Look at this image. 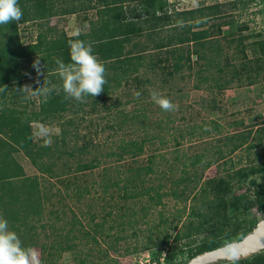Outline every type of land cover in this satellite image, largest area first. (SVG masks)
Returning <instances> with one entry per match:
<instances>
[{
  "label": "trees",
  "instance_id": "1",
  "mask_svg": "<svg viewBox=\"0 0 264 264\" xmlns=\"http://www.w3.org/2000/svg\"><path fill=\"white\" fill-rule=\"evenodd\" d=\"M72 1L75 4L60 6L55 4V0H18V6L23 12L22 19L8 25H0V88L4 89L0 91V216L7 219L9 228L17 233L24 246L39 248L40 264H55L62 251L74 252L72 257L76 264H85L86 260L89 261V257L93 255L91 252L101 255L99 264H119L108 251H117V241L128 235L125 232L127 229L131 230L130 233L135 237L134 228L138 221L133 217L135 216L133 200L128 199L147 194L150 203L159 204L160 197L165 193L158 192L159 183L156 187L149 183V175L154 172L153 155L151 154L144 164H140L137 159L143 153L145 139H121L116 144L114 140L109 139L111 145L105 146L109 143L106 142L108 138L102 139V143H99L93 140L91 133L106 131L107 134H115L118 131L123 133L124 129L129 130L132 127L133 130L137 129L132 121L139 118V113L130 108L125 109L123 105L147 97L149 89L157 84L155 80L160 76L162 81L166 82L183 69H192L198 60L203 62L192 71L193 77L197 81L211 79L214 81L212 86L217 89L226 87L233 80L246 84L257 80L264 81V39L250 41L251 45L257 44L259 50L257 54L253 53L252 57L246 58L238 67H233L228 73L218 76L217 73L223 70L214 63L211 55L206 54L212 49L215 53V48L211 45V34L207 27H203L209 19L220 15L218 3L167 11L161 8V5L156 6L155 0ZM90 9L94 11V18H88L86 29L78 30L81 33L79 37L75 35L77 31L66 34L64 30L54 29L48 24L52 16L74 14ZM25 21H36L39 30L32 41L22 43L17 34V24ZM228 29L233 28L228 26ZM75 38L90 42L93 53L106 68L107 82L104 91L98 96H86L83 102L66 98L61 81L55 74L57 59L65 63L70 62L68 40ZM242 38L241 35L237 36L236 43H240ZM36 59L40 60L42 74L33 68ZM209 67L215 68L217 72L215 74L220 81L213 74L201 76L202 71ZM154 77L156 79L151 82ZM25 79L31 84L32 89L27 92L18 91ZM41 84L54 86V90L47 97L32 95ZM128 85L132 86L134 92L125 91V100L122 102L116 91ZM208 86L211 88V84ZM193 87L197 88V83ZM178 90L179 88H175V91ZM136 92L141 93L139 98L135 96ZM213 101L214 98L211 97L207 105L214 107ZM100 113L107 115L102 123L98 122L104 117L100 116ZM50 122H55L59 127L58 139L53 136L50 143L35 140L32 136L33 123ZM209 124L210 130L217 134L220 123L209 119ZM80 126L86 129L85 134L84 132L80 134ZM250 131L246 129L223 136L222 143L227 147L226 152H232L241 146H244L245 150L264 146V125L255 127L252 130L254 137L248 139ZM15 152H20L35 168L37 174H26L14 157ZM214 152L217 156L207 160L203 167L216 163L219 159L224 163L222 151L216 148ZM199 155H194L189 164L193 165L199 161ZM108 157L109 159L113 157L112 161L127 160L123 169H114L117 175L121 174L120 176L110 178L107 175L111 168L110 162L107 161ZM263 157L262 152H255L256 160ZM61 158L62 169L55 171L52 165ZM96 167H100L102 179L107 176L105 181H100L102 192L107 186L116 187V191H121L116 192L114 196L116 200L121 198L119 205L114 210L107 209L101 212L98 217L88 206L85 210L86 228L74 215L63 220L62 225L57 224L60 223V214L64 211L46 209L47 204L51 203L49 197L55 195L49 191V179L59 177L61 174L65 177L72 173L71 177L59 180L66 191L69 185L78 184L77 181L79 184L80 181L86 182L85 173ZM262 170L264 161L236 168H233L229 161L228 167L222 168V173L217 172V175L206 178L200 187L198 202L190 208L188 218L180 224L181 228L174 224L172 226L174 233L171 237L167 232L160 236L156 235V242L160 245L150 260L151 264H181L197 253L230 240H237L250 231L257 222L254 217L248 218L243 227L220 232L223 226L228 225V219L223 216L227 201L243 209L249 208L252 203L243 192L235 194L233 186L245 184L247 189L254 184L252 176ZM44 181L48 184L44 185ZM145 182L147 184H144ZM150 191L154 194H149ZM255 204L263 215L264 194L259 195ZM63 224H67L68 227L65 229ZM44 227L50 229V234H54L48 245L36 241L38 238L36 229ZM73 228L79 231L80 237L71 233ZM61 229L65 231L56 232ZM198 233L205 234L192 246L187 247L184 260L174 262L170 253L164 254L162 245L165 246L168 239L176 241ZM50 234L44 232L42 238L49 239ZM107 237H111L109 244L107 242L100 247L98 239L104 241L103 238ZM147 237L149 241L143 243L140 248L147 249L155 240H151L150 235ZM81 238L82 245H88L85 252L74 250ZM127 247L124 248L126 252ZM165 250L167 251V247ZM237 262L264 264V249L241 257ZM90 264H93L91 260Z\"/></svg>",
  "mask_w": 264,
  "mask_h": 264
},
{
  "label": "rangeland",
  "instance_id": "2",
  "mask_svg": "<svg viewBox=\"0 0 264 264\" xmlns=\"http://www.w3.org/2000/svg\"><path fill=\"white\" fill-rule=\"evenodd\" d=\"M214 2L219 5L220 15L209 19L203 27H207L209 34H211V45L214 46L217 56L213 53V49L211 52L207 51L206 54L211 55L214 63L221 66L223 71L217 73L215 68L209 67L202 71L201 76L215 75V78L220 81L217 74L222 76L228 73L233 67H238L246 58L252 57L253 53H258L257 44L251 45L250 41L264 39V0H155V5H161V8L171 11ZM73 3L75 4L72 0H55V4L60 6H70ZM156 11L159 10L156 9ZM88 18H94L92 9L77 11L74 14L52 16L49 18L48 24L54 29H62L67 32L66 34H71L79 29H86ZM228 26H232L233 29H228ZM237 27L242 29L238 30ZM38 30L39 27H37L36 21H25L17 24V34L22 43L32 41ZM240 35L243 37L242 41L236 43V37ZM193 57L192 55L191 58ZM202 62L203 60H198L192 69H183L181 73L174 75L166 82L162 81L161 76L157 79L152 78L151 82L156 79L157 84L149 89L147 97L139 98L135 103L123 105L125 109L130 108L139 113V118L137 116L138 119L134 118L132 121L137 129L133 130L132 127L129 130L124 129L123 133L118 131L115 134H107L106 131L96 134L91 133L93 140L99 143H102V139L108 138L106 142L109 143L105 146L111 145L109 139L114 140V144L121 139H145L143 153L137 159L140 164H144L146 159L151 154L153 155L152 167L154 172L149 175V183H152L154 187L159 183L160 187L156 189L158 192L165 193L160 197L159 204L150 203L147 194H140L133 199H128L133 200L132 208L135 210V216L133 217L137 218L138 221L134 228L135 237L130 233L131 230L127 229L125 232L128 235L123 240L117 241V251H108L111 256L118 260L119 264H151L152 261L150 260L155 256L156 249L160 245L156 242V235L160 236L162 233L167 232L171 237L174 233L172 229L174 224L177 228H181L180 224L188 218L190 208L198 202L202 182L206 178L217 175V172L222 173V168L228 167L229 161L233 168L256 162L259 164L264 161V157L261 160L255 158L256 151L262 152L264 155V146L252 147L248 150L241 146L227 153V147L222 143L223 136H229V134L246 129L251 130L248 139L254 137L255 134L252 133V130L257 126L264 125V81L257 80L251 84H246L233 80L226 87L217 89L213 87L214 81L211 79L197 81L193 77L192 71L198 68ZM196 83L197 88L193 87ZM207 84H211V88ZM25 85L31 87L27 79L24 80L22 87ZM175 88H179V90L175 91ZM153 90H158L167 97L176 106L175 110L165 112L155 104L150 98V92ZM125 91L134 92L131 85L120 87L116 91V95L121 97L122 102L125 100ZM211 97L214 98V107L207 105ZM100 116H104L98 121L102 123L107 115L100 113ZM209 119L217 120L220 123L217 134L214 130H210ZM32 128L33 138L42 143L51 142L53 136H56L57 139L59 137V127L55 122L33 123ZM82 132L85 134L86 129L80 126V134ZM109 135L111 136L108 137ZM216 148L222 151L224 163L222 159H219L216 163L203 167L207 160H212L217 156L214 152ZM13 155L26 174H37L35 168L20 152H15ZM194 155H199V161L190 165L189 161ZM112 160L113 157L111 159L107 158V161L110 162L109 167H111L107 171V175L110 178H116L121 174L118 173L117 175L114 169H123L127 160ZM61 161H63V158L57 159L56 163L52 165L55 171L62 169ZM71 174L69 173L65 177L61 174L59 177L47 178L50 182L49 191L55 193V195L49 197L51 203L47 204L46 209H55L58 212L64 211L63 214L61 213L62 215L60 214V223L57 222V224L62 225L63 220L70 219L74 215L76 219L85 224L86 228L87 214L85 210L88 206L96 212L98 217L101 212L107 209L114 210L119 205L121 198L116 200L114 196L116 192L121 191H116V187L107 186L104 192L101 191L102 183L100 181H105L107 176L102 179L100 167L85 173L86 178L84 179L86 182L80 181L79 184V181H77L78 184L76 183L75 186L69 185L65 191L59 180L69 178ZM192 174H195V176ZM197 177L199 178L196 180ZM252 177L254 184L247 187V189L245 184L239 186H233L232 184L235 194L243 192V195L251 199L252 203L249 208L243 209L237 208L234 203L227 201L223 216L228 219V225L223 226L220 232H226L230 228L243 227L250 217H254L256 220L262 217V212L257 210L255 202H258L260 194H264V170L255 173ZM154 178L156 179L154 180ZM92 180L95 182H92ZM47 184V181H44V185ZM173 191L175 193H172ZM149 194L154 193L150 191ZM110 196L113 198H110ZM63 227L66 229L68 225L63 224ZM64 231V229H61L56 232L62 233ZM36 232H38L36 241L39 243L44 242L45 245H48L50 238L52 239V235H54L53 233L50 234V229L46 227L43 229L37 228ZM44 232L50 234L48 235L49 239L42 238ZM71 233L80 237L77 229L73 228ZM204 234L198 233L176 241L168 239V243L165 246L162 245V250L164 254L170 253L174 262L184 260L187 247L192 246ZM148 235H150L151 240H155L147 249L140 248L143 243L149 241ZM109 239L111 237L103 238L104 241L98 239L100 247L107 244V242L109 244ZM78 242L74 250L85 252L88 245H82V238ZM125 246H128V252L124 250ZM133 246H135V249L132 250ZM166 247L167 251L165 250ZM30 248L35 251L39 260L41 254L39 248L37 246ZM73 253L62 251L55 260V264H76L72 257L74 256ZM91 254L93 255L89 257V261H85V264H90V260L93 264H99L102 259L101 255L95 252H91ZM159 259L162 258L159 257ZM209 264H229V260L222 259Z\"/></svg>",
  "mask_w": 264,
  "mask_h": 264
},
{
  "label": "clouds",
  "instance_id": "3",
  "mask_svg": "<svg viewBox=\"0 0 264 264\" xmlns=\"http://www.w3.org/2000/svg\"><path fill=\"white\" fill-rule=\"evenodd\" d=\"M22 16L23 12L18 6V0H0V25L19 21ZM80 34L77 31L75 35L79 37ZM68 47L70 62L65 63L63 60L57 59V68L55 69V74L61 81L66 98L83 102L86 96L100 95L107 82L106 68L104 63L93 53L91 43L79 38L69 39ZM33 68L37 73L42 74V65L39 59L33 62ZM4 88L6 87L4 86ZM29 89L32 88L25 85L17 90L27 92ZM3 90L0 88V91ZM53 90L54 86L48 87L41 84L32 92V95L47 97ZM140 95V92L135 93L137 98ZM150 98L165 112L175 110L176 106L158 90L151 91ZM224 252L229 264H236L240 259L234 243L225 242ZM0 264H40L35 251L22 244L17 233L9 228V223L3 216H0Z\"/></svg>",
  "mask_w": 264,
  "mask_h": 264
},
{
  "label": "water",
  "instance_id": "4",
  "mask_svg": "<svg viewBox=\"0 0 264 264\" xmlns=\"http://www.w3.org/2000/svg\"><path fill=\"white\" fill-rule=\"evenodd\" d=\"M228 242L234 243L240 258L264 249V213L250 231L246 232L239 239ZM224 246L225 243L197 253L182 264H209L222 259L228 260L225 256Z\"/></svg>",
  "mask_w": 264,
  "mask_h": 264
},
{
  "label": "crops",
  "instance_id": "5",
  "mask_svg": "<svg viewBox=\"0 0 264 264\" xmlns=\"http://www.w3.org/2000/svg\"><path fill=\"white\" fill-rule=\"evenodd\" d=\"M76 32V31H75ZM75 32H73V33H75ZM65 33H67V32H65Z\"/></svg>",
  "mask_w": 264,
  "mask_h": 264
}]
</instances>
